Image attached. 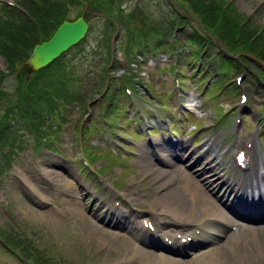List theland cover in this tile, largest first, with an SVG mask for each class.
Masks as SVG:
<instances>
[{
  "label": "rangeland",
  "instance_id": "rangeland-1",
  "mask_svg": "<svg viewBox=\"0 0 264 264\" xmlns=\"http://www.w3.org/2000/svg\"><path fill=\"white\" fill-rule=\"evenodd\" d=\"M59 1L60 0H58V2ZM81 1H83V3H81L80 7L75 5L76 3H80ZM121 1L122 0H118L117 2L115 0H101L99 2H95V0H71V7H68L67 11L71 12L76 10L77 14H79L83 9L84 15L86 16L89 23L93 25V29H95L96 27L98 28L99 25H101L102 20H105L104 15L101 13L102 11L99 10L100 7L107 3L103 10L107 12H115L114 14H116L121 10ZM137 1L141 5H148L151 11L156 10V6L158 5H161L163 7L167 6L165 0ZM176 1L178 3H181V0ZM202 1L206 5V8L204 7L205 13L207 9V13L213 12L216 13L222 20L224 18L227 19L230 26L225 25L224 22L222 24H219L220 29L230 28L229 31L231 32L234 30L235 25L243 24V27H246L247 29H249V31H251L250 35L253 37V39L256 40L257 43H264V0ZM52 2L55 1L24 0V2H20V4L22 3L28 8H22L20 5H18V8H20V11L23 12L24 15V12L30 9V12L36 11L42 17V22L39 23L41 24V33H39L38 31V35L39 38L41 37V40L42 38H45L43 37V33H46L48 31V27H51V17L54 15L55 10H49L46 7L49 6ZM126 2L128 3V5H133V3H130L131 0H126ZM181 4L183 7L185 6L190 9L189 5L185 1H183V3ZM173 6L175 7L176 5ZM144 8L147 10V6H145ZM12 10L17 15H19L21 19H26L21 14V12L17 11L16 9ZM8 13L9 10L7 11V13H5V15H7ZM43 16L50 17L45 18V21H43ZM75 16L76 13H72L71 17ZM109 17L111 16L106 15L105 18L109 19ZM211 21L214 23H219L217 20ZM7 23L8 22L6 20H0V30L5 27ZM9 25L11 26V23H9ZM41 26H43V28H41ZM214 26L218 29L216 25ZM207 29L211 30L213 29V27L209 25L207 26ZM190 31L191 27L187 29L185 33L182 32L181 34H184L185 36ZM97 34L98 31L96 30L94 32V35ZM98 35L101 36V33H99ZM114 39L116 43L117 40L116 38ZM91 42L95 41L91 40ZM219 50H221V52H219ZM210 51L211 54L219 55L225 52V48L222 42L218 40L217 44L213 47V49H210ZM104 58L105 50H103V55L101 57H97V59H93L84 51H76L71 54H67V61L69 63L73 62L75 67L79 68L78 73L80 75V88L83 90L84 96H92V94L94 93L93 91L99 85L98 77L100 72L102 73V68L105 66L102 63L104 61ZM228 61L229 59L225 61V64ZM207 62V58L204 59L203 64L201 62L202 66H204L203 69H205ZM196 65H198V62L196 63ZM210 65V67H212L213 63H211ZM187 68L188 66H185V69L188 72L189 69ZM70 70H72V68H70ZM0 71L8 72L7 62L5 60V57L1 54ZM156 71L159 72V69H157ZM255 72L259 74L257 71ZM142 74L144 73L139 74L140 77H143ZM117 75L119 74L117 73V70H115L112 76L115 77ZM149 75L150 77L146 75L145 78L143 77V79L145 81L146 79L151 80L152 77L150 72ZM7 78L8 80L12 81L10 87L14 89L16 85L15 82H17L16 75H9L5 79ZM153 78V82L146 84L149 90L148 96L161 98L166 101H172V95L167 88L168 82L162 79L160 80L155 75L153 76ZM28 80L29 79L25 78V81ZM187 83H189L188 80ZM199 83L203 84L204 86L209 85L207 89V97L205 98L210 101L213 108L217 111L218 117L222 115L220 100L223 98V96L220 97L221 93L225 94L226 97H231L229 98V100H231V103H234L238 98L236 96V98L232 99V96L237 91V88L235 87V85H228V82L225 78H212V76L210 75L203 77L201 75ZM251 84L254 87L255 82L251 80ZM3 88L5 89V91L13 90L11 88H7V86L5 87L4 85ZM29 95L30 94L28 93L27 97ZM253 97L257 98L256 95H253ZM7 98L9 103L11 104L14 97ZM254 98H251V100L253 101ZM254 101L257 104L259 103L257 99H255ZM207 103L208 102L206 101V104ZM78 109L83 110L81 103H68L63 105V111H53L60 115H64L65 119L69 121H64L62 123L60 130H56L57 132H54L55 136L52 140L47 138L44 140L46 141L45 146L49 145L51 148H57L60 153L54 155L48 148H42V150H39V154L30 161L22 163L21 160H19L17 157L14 161H12V165L10 167V169H12V176L10 178L13 182L2 181V183L6 185H8L9 183H13L15 190H12V193H9L4 189L3 184L0 183V235L4 240L9 241L10 243L16 242V240L20 239V235L13 227V225H15L16 228L24 231L27 237H30L31 240L39 243L40 247L43 250L42 256L46 260H48L46 264H112V262H122L121 259L129 255L127 254L129 244L123 236H120L122 234L118 231L105 226L98 220L97 222L99 223V225L94 221V216L87 211L86 204L83 200V191L78 188L79 184H81L80 180L76 176L79 165L77 163H79V161L75 162V159L79 158V155L81 154L79 144L80 141L78 138V127L83 126V121L77 122V119L80 116V111ZM207 109L209 110L207 119L210 122H213L215 111H213L210 105H208ZM257 112L264 116V106H258ZM44 124L46 123H43L42 125ZM132 124L133 121L123 115L121 120V130L118 126L112 128V130L114 131V136H120V131L121 133H123L125 130H133L134 128L132 129ZM221 124V122L217 123L216 128H219ZM91 125L92 124L88 119L87 123H85V126L89 127L91 130ZM199 125L200 123H196V126ZM1 126L4 127L2 122ZM53 126L59 127L60 125L53 124ZM47 127L48 126L46 125L45 128H42V130H47ZM96 130L97 127L93 128V130H91V133L85 136L84 144L86 146H92L93 143H99L111 147L116 151V154L124 153L123 148L115 149V145L112 142L111 138L109 139L110 141L107 142L105 140L104 134H102L99 140H94L93 135ZM14 131L19 135H22V137L16 138L15 142V144L18 145V141L21 140L22 148H15L14 152H16V155H22L23 160L27 159L26 155H29L32 144L33 146L35 145L33 136L26 130L25 127L14 128ZM126 136L130 139L127 132ZM144 138L145 135L138 137L137 145L133 144L132 146H130L131 143L125 142V148H127V150L134 151L137 156L131 155L133 157L129 159L131 165L128 167L126 166V169L124 170L122 169L123 174L120 167H116L115 169L112 168V163H118L113 164V167L119 166V164L122 165L125 162L123 158L114 156L116 154L112 150L107 151L106 155L102 157V160H107V165H104L106 169L104 176L106 178V184H114V180L120 177V179L126 185V187L121 190L123 196L131 197L137 195V189H135L136 186L133 185L132 187H130V183L142 182L145 185L144 189L149 192L154 187V182H149V177L142 178L141 176L142 167L140 165V160L143 156H138V151H141L140 148H138V145ZM98 151L101 152L104 151V149H98ZM1 152L2 150H0V153ZM48 161L54 162L53 167H49L50 169L48 170V173H50L51 176H48L45 182L41 184V180H44V177L40 180V173L43 172V169L45 168L44 163H47ZM5 162H7V156L6 158H1L0 155V166L5 167ZM60 165H67L69 167V171L65 172L63 170H60ZM101 166L102 165H99V163H97L94 167L99 169L101 168ZM1 169L2 168L0 167V170ZM28 171L30 172V174ZM25 172H27L28 178L25 176ZM125 173L130 176L125 178ZM86 174L87 173L83 174L84 179L88 178ZM165 176L166 174L162 173V178H164ZM88 180L91 181V178H88ZM21 188H24V191L21 190ZM84 191L86 192V190ZM152 191L153 193L148 198H156L157 192H155L154 190ZM141 192H143V190H140V193ZM74 208H76L77 211ZM10 214L13 215L15 219H17L15 224H13L12 216ZM90 223L92 224V226L89 225ZM127 238L132 239L131 237ZM0 264L29 263L24 259L18 257L12 250L8 249L4 244L0 242Z\"/></svg>",
  "mask_w": 264,
  "mask_h": 264
},
{
  "label": "bare ground",
  "instance_id": "bare-ground-1",
  "mask_svg": "<svg viewBox=\"0 0 264 264\" xmlns=\"http://www.w3.org/2000/svg\"><path fill=\"white\" fill-rule=\"evenodd\" d=\"M216 140L190 165L192 171L175 160H189L185 143L170 141L162 146L168 152L163 160L166 170L152 161L154 155L148 145L140 146L143 156L140 160L141 176L149 177V182H154L152 190L157 192L147 210L155 230L150 235L144 231L140 239L142 246L130 244L129 255L122 258V262L112 264H261L264 259V201L249 198L253 189H245L244 170L236 163L233 162L238 170L235 176L228 175L221 168L229 162H224L221 154L224 148L220 149ZM250 151H255V147ZM208 152L212 156L204 159ZM43 171L44 175L51 176L45 169ZM162 173L166 174L164 178ZM152 190L141 196L147 198ZM160 210H163L166 220L156 219L155 215ZM112 211H109L111 223L120 220L118 216L111 217ZM177 222H185L190 228L167 229L169 239L173 240L171 246L163 240L161 231L168 223L174 225ZM89 225L92 226L91 223ZM179 233L183 237L192 234L193 238L182 242ZM219 241L221 244L216 245ZM199 246L205 248L188 259L154 252L163 250L182 256ZM254 250L259 251L255 253Z\"/></svg>",
  "mask_w": 264,
  "mask_h": 264
},
{
  "label": "water",
  "instance_id": "water-1",
  "mask_svg": "<svg viewBox=\"0 0 264 264\" xmlns=\"http://www.w3.org/2000/svg\"><path fill=\"white\" fill-rule=\"evenodd\" d=\"M87 28L88 24L82 16L75 21L64 20L49 40L35 45L28 60L30 69H39L56 59L77 43L85 35Z\"/></svg>",
  "mask_w": 264,
  "mask_h": 264
},
{
  "label": "trees",
  "instance_id": "trees-1",
  "mask_svg": "<svg viewBox=\"0 0 264 264\" xmlns=\"http://www.w3.org/2000/svg\"><path fill=\"white\" fill-rule=\"evenodd\" d=\"M197 1L192 0L194 5L197 6L198 9H203V11H205L204 6H206V5L203 3V1L202 0H197ZM207 17L208 18L205 19L207 21L204 20V22L209 24L213 28H216L214 26V25H216L218 27V29L216 28L214 30L215 34H217L218 36L223 37L224 39H226L231 45L234 44V41H235L236 38H240L242 40H246V39H249V38L253 39V37L250 35L251 31H249V29H247L246 27H243L241 24H240L239 27L237 25H235L234 30L230 32L229 31L230 28H228V29H226V28L220 29V25L219 24H222L224 22H225V25L230 26L228 24V21H227L226 18H224L222 20L221 18H219V16L216 13H213L212 15L211 14H207ZM63 18H64V16L61 15L59 9H55V15H53L52 18H51L53 23L57 25L60 21H62ZM210 19L211 20H217L219 23H214ZM210 22H212V23H210ZM37 32H38V30H36V31L29 30V36L24 35V37H21V39H23L22 49L25 51L26 54H27L26 49L31 48L36 42L41 41L40 40L41 37L39 38V35L37 34ZM40 33H41V31H40ZM48 35H49V33H47L46 36L43 33V37H48ZM253 43H256V44H253L255 51L258 48H261V49L264 48L262 44L257 43L256 41H254ZM16 56L17 55H14V54H11V55L8 56V62H9V67L10 68L14 67L15 60L17 59Z\"/></svg>",
  "mask_w": 264,
  "mask_h": 264
}]
</instances>
